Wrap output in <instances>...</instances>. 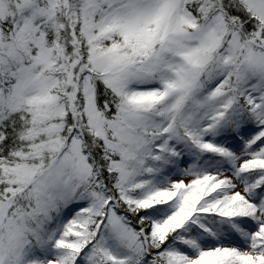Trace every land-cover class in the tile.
<instances>
[{
  "label": "snow or ice",
  "instance_id": "snow-or-ice-1",
  "mask_svg": "<svg viewBox=\"0 0 264 264\" xmlns=\"http://www.w3.org/2000/svg\"><path fill=\"white\" fill-rule=\"evenodd\" d=\"M0 264H264V0H0Z\"/></svg>",
  "mask_w": 264,
  "mask_h": 264
}]
</instances>
